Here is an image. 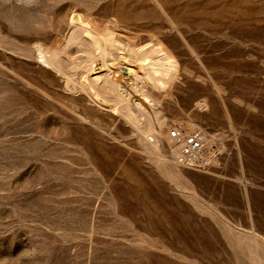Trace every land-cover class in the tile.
I'll return each instance as SVG.
<instances>
[{"label": "rangeland", "instance_id": "rangeland-1", "mask_svg": "<svg viewBox=\"0 0 264 264\" xmlns=\"http://www.w3.org/2000/svg\"><path fill=\"white\" fill-rule=\"evenodd\" d=\"M87 13L176 61L165 93L146 88L160 154L113 95L36 59L78 62ZM176 124L215 147L208 169L172 164ZM0 264H264V0H0Z\"/></svg>", "mask_w": 264, "mask_h": 264}, {"label": "bare ground", "instance_id": "bare-ground-1", "mask_svg": "<svg viewBox=\"0 0 264 264\" xmlns=\"http://www.w3.org/2000/svg\"><path fill=\"white\" fill-rule=\"evenodd\" d=\"M87 14V17L80 15L76 22L74 20L65 44L68 48L75 46L77 49L75 52L81 54L79 58H76L77 60L79 59L78 62L74 60L66 63V60L64 61L65 47L58 50H50L43 47L40 43L35 45L36 59L45 65L46 68L65 76L67 78V90L68 88L74 90L76 85H78L81 90L89 95L91 101L98 106H104L108 103L103 99L104 97L102 98L99 95V88L107 94L113 95L116 100H119L117 102L122 103V106H119L120 108L122 107L123 112L121 114L133 125L132 127H135L140 134H143L147 140L151 141L149 144L147 143V145H150L148 147L152 148L155 151L154 153L159 152L160 147L154 137V134L159 133L161 127L158 120V103L146 88L150 87V89L160 93L166 89L168 90L167 87L176 74V61L160 42L141 45L136 39L137 37L125 41L115 33V27L111 26L114 24L96 26V23L93 22L96 19L92 20V14ZM93 15L95 14L93 13ZM113 18H117V16ZM116 23H118V20ZM137 28L139 27L137 26ZM122 66L127 67V76L122 74ZM102 70L107 72L104 79L99 75ZM75 77L76 79H74ZM108 100L110 101V99ZM111 102L113 103V101H110L109 105ZM114 102L116 101L114 100ZM142 120L147 122L146 128H141L140 121ZM145 121L142 122L144 123ZM167 140L169 143L172 142L169 138ZM157 154H160V152Z\"/></svg>", "mask_w": 264, "mask_h": 264}, {"label": "built area", "instance_id": "built-area-1", "mask_svg": "<svg viewBox=\"0 0 264 264\" xmlns=\"http://www.w3.org/2000/svg\"><path fill=\"white\" fill-rule=\"evenodd\" d=\"M168 138L172 141L171 162L176 167L191 170H206L211 165L212 157L217 156L213 147V156H209L208 140L198 129H186L176 124L169 130Z\"/></svg>", "mask_w": 264, "mask_h": 264}]
</instances>
